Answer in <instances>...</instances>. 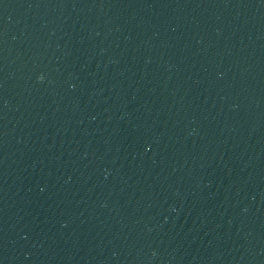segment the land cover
Returning <instances> with one entry per match:
<instances>
[{
  "label": "water",
  "instance_id": "1",
  "mask_svg": "<svg viewBox=\"0 0 264 264\" xmlns=\"http://www.w3.org/2000/svg\"><path fill=\"white\" fill-rule=\"evenodd\" d=\"M0 264H264V0H0Z\"/></svg>",
  "mask_w": 264,
  "mask_h": 264
}]
</instances>
